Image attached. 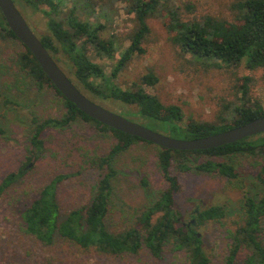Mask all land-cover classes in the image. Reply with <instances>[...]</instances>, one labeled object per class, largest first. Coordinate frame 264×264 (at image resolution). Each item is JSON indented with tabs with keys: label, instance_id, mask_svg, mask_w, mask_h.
<instances>
[{
	"label": "trees",
	"instance_id": "trees-1",
	"mask_svg": "<svg viewBox=\"0 0 264 264\" xmlns=\"http://www.w3.org/2000/svg\"><path fill=\"white\" fill-rule=\"evenodd\" d=\"M13 1L43 13L45 31L36 35L82 93L100 105L106 100L124 105L125 110L119 114L148 128L171 137L192 139L264 116V104L250 93L252 79L248 74L235 76L234 98L222 105L213 120L185 117L180 105L163 103L157 94L149 92L147 87L154 86L158 80L152 69L132 82L117 81L131 60L145 52L143 42L150 34L148 19L152 17L163 19L169 38L186 66L227 69L233 73L240 67L264 68V0L234 1L231 20L211 15L184 20L177 0ZM117 3H123L126 13L134 16L133 27L124 34L110 31L108 27L117 14ZM8 38L17 39L0 11V40ZM101 59L112 61L109 72L98 61ZM11 62L37 88H52L65 107L55 117H32L26 137L28 162L49 150L47 143L54 138L56 141L55 133L76 120L114 137L112 146L104 154H90L85 150L84 162L97 173L89 202L63 212L58 198L59 183L77 172L58 174L18 211L19 228L24 234L44 246L63 239L78 248L110 255L135 254L145 249L157 259H162L166 250H170L183 253L186 264H211L200 228L225 219L231 212L224 205L211 204L193 210L189 219H184L176 207L175 196L182 189L180 177L189 171L220 176L228 188L241 191L243 180L233 163V158L239 156L256 167L254 179L261 192L251 195L241 191L242 205L230 217L226 231L229 241L224 252L225 264H235L238 260L243 264H264V132L209 149L173 150L157 146L156 166L164 179V187L131 222L110 230L106 217L111 178L115 174L114 159L142 139L101 124L78 109L55 88L24 45L23 50L12 54ZM17 81L18 78L13 83ZM20 81L23 80L20 78ZM3 133L0 126V135ZM25 165L1 179L0 194L21 179ZM142 181L145 185L146 181Z\"/></svg>",
	"mask_w": 264,
	"mask_h": 264
},
{
	"label": "rangeland",
	"instance_id": "rangeland-1",
	"mask_svg": "<svg viewBox=\"0 0 264 264\" xmlns=\"http://www.w3.org/2000/svg\"><path fill=\"white\" fill-rule=\"evenodd\" d=\"M234 1L177 0V3L184 20L200 19L204 15L231 20ZM16 5L35 34L45 31V17L40 10L20 1ZM116 7L117 14L108 27L110 31L124 34L133 27L134 16L126 13L123 3H117ZM148 23L151 31L143 42L145 52L134 57L120 72L117 77L120 84L132 82L152 69L158 80L154 86L147 87L149 92L157 94L163 103L180 105L185 117L213 120L222 105L234 98L235 76L248 74L252 79L251 95L264 104V68L249 70L240 67L233 73L227 69L203 70L186 66L169 38L163 19L152 17ZM20 50H23V45L19 40H0V126L4 129L0 135V181L7 173L26 164L21 179L0 194V264H186L183 253L170 250H166L162 259L154 258L145 249L135 254L110 255L78 248L63 239L44 246L22 232L18 211L58 174L77 172L59 183L58 198L63 212L89 202L97 173L84 162L85 150L90 154H104L112 146L114 137L109 132H100L88 123L76 120L55 133L56 141L54 138L47 143L49 150L37 160L28 162L26 137L32 117H55L65 107L62 98L52 88H37L12 64V54ZM98 61L109 72L112 61ZM16 78L19 81L14 84ZM101 103L116 113L125 110L124 105L117 102L106 100ZM157 146L139 140L114 159L115 174L111 178L106 217L110 230L131 222L164 187V179L156 166ZM233 163L243 180L241 191L259 194L261 187L254 179L256 167L239 156L233 158ZM180 179L182 189L175 196V201L184 219H189L193 210L211 204L224 205L231 212L225 219L209 222L200 228L211 264H225L224 252L229 241L226 231L230 217L242 205V192L228 188L224 178L210 173L189 171ZM142 180L146 181L145 185ZM235 264L243 263L238 260Z\"/></svg>",
	"mask_w": 264,
	"mask_h": 264
},
{
	"label": "water",
	"instance_id": "water-1",
	"mask_svg": "<svg viewBox=\"0 0 264 264\" xmlns=\"http://www.w3.org/2000/svg\"><path fill=\"white\" fill-rule=\"evenodd\" d=\"M0 11L8 28L28 48L55 88L68 101L74 103L78 109L101 124L139 137L162 148L173 150L209 149L264 132V116H260L225 131L198 138L182 139L153 130L139 122L113 112L92 101L75 86L52 58L49 51L43 46L38 36L29 27L13 0H0Z\"/></svg>",
	"mask_w": 264,
	"mask_h": 264
}]
</instances>
